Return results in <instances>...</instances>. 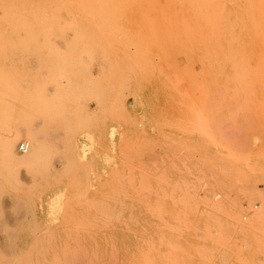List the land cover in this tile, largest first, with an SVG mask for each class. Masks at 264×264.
Listing matches in <instances>:
<instances>
[{"label":"rangeland","instance_id":"1","mask_svg":"<svg viewBox=\"0 0 264 264\" xmlns=\"http://www.w3.org/2000/svg\"><path fill=\"white\" fill-rule=\"evenodd\" d=\"M0 254L264 264V0H0Z\"/></svg>","mask_w":264,"mask_h":264},{"label":"bare ground","instance_id":"2","mask_svg":"<svg viewBox=\"0 0 264 264\" xmlns=\"http://www.w3.org/2000/svg\"><path fill=\"white\" fill-rule=\"evenodd\" d=\"M36 124V123H35ZM38 125H39V123H37ZM25 141H27V140H25ZM26 143V142H25ZM30 151V148H28V146H27V150L24 152V154L20 157V159L22 158V159H24V158H28V156H29V152ZM16 154V153H15ZM17 155V154H16ZM23 163H27L26 161L24 162L23 161ZM6 217V216H5ZM17 218H18V216H17ZM27 218H26V216H25V214H24V216L21 218V220H26ZM20 220V221H21ZM7 221V220H6ZM6 221H4V222H6ZM26 222V221H25ZM24 224V223H23ZM25 225V224H24ZM12 235H13V233H12ZM15 236V235H14ZM18 246H20L19 248H20V250L22 251V250H24V248H25V245H26V242H24V243H22V244H17ZM21 245H22V247H21ZM13 246H14V244L11 246L12 248H13ZM32 247V246H31ZM6 250H4V252H5ZM7 252V251H6ZM12 252H13V250H12ZM11 252V254H14V253H12ZM27 252V251H26ZM8 253V252H7ZM0 256H2V254H0ZM14 256V255H13ZM13 256H11V257H13ZM23 256V255H22ZM3 257V256H2ZM9 257H10V255H9ZM8 256H7V258H9ZM15 257H16V254H15ZM20 257V256H19ZM21 258H23V257H21ZM27 258H28V256H27ZM26 258V259H27ZM22 260V259H21ZM29 262V261H28ZM27 262V263H28Z\"/></svg>","mask_w":264,"mask_h":264},{"label":"built area","instance_id":"3","mask_svg":"<svg viewBox=\"0 0 264 264\" xmlns=\"http://www.w3.org/2000/svg\"><path fill=\"white\" fill-rule=\"evenodd\" d=\"M17 150L21 153H24L26 150H27V143L25 142H20L18 147H17Z\"/></svg>","mask_w":264,"mask_h":264}]
</instances>
